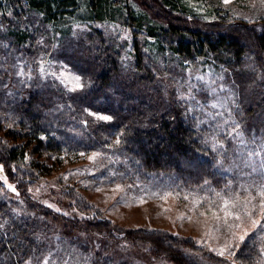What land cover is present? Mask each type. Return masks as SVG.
<instances>
[{"label": "trees", "instance_id": "obj_1", "mask_svg": "<svg viewBox=\"0 0 264 264\" xmlns=\"http://www.w3.org/2000/svg\"><path fill=\"white\" fill-rule=\"evenodd\" d=\"M193 3L0 0L3 40L36 52L47 37L81 77L59 105H51L56 91L33 86L18 103L23 114L3 122L18 128L13 137L3 128L0 164L19 170L11 187L0 179V264H148L135 258L145 248L181 264L264 262L259 245L227 257L159 229L110 228L67 184L57 195L64 213L30 196L41 177L91 152L111 154L120 169L165 193L223 201L264 189V20L234 22ZM113 22L124 38L96 27ZM81 24L91 27L79 37ZM201 66L211 84L193 88L187 69Z\"/></svg>", "mask_w": 264, "mask_h": 264}, {"label": "rangeland", "instance_id": "obj_2", "mask_svg": "<svg viewBox=\"0 0 264 264\" xmlns=\"http://www.w3.org/2000/svg\"><path fill=\"white\" fill-rule=\"evenodd\" d=\"M193 5L197 11H203L209 5L215 6L218 13L228 15L234 22L245 21L257 24L264 20V0H229L228 3L224 0H194ZM96 25L112 36L122 32V37H125V31H121L119 23ZM221 25H218V28ZM89 26L81 24L74 33L80 37L88 29L90 30L91 26ZM128 40H132V35ZM40 42L41 48L35 52L28 50L24 45L18 46L3 40L0 36L1 136L4 135V131H10V136H14L12 131L18 128L17 123L14 125L7 123V125L3 122L23 114L18 103L33 89V86L42 87L47 91V96L50 90L56 91L55 94L51 92L54 94L51 105L63 100L66 91L78 90L81 86L79 74L62 63L63 60H69L66 59L67 55L65 57L63 53L56 52L58 46L55 50L51 49L50 39L47 37L42 38ZM187 72L189 77H186V82L189 81V84L193 82V88L202 80L211 84L209 72L205 74L203 66L194 72L187 69ZM193 96L197 97L191 94V100ZM4 127L10 129L3 131ZM75 157V161L70 162L71 164L59 167H56L59 164H54L56 168L52 174L44 175L40 183L30 187L31 199L47 205L52 211L64 213V209L57 202V195L59 188L67 184L74 187L88 203L95 205L90 210L100 209L102 215L106 217L104 222L110 228H121L125 232L137 228L159 229L166 233H175L181 240L196 239L199 244L206 245L218 254L223 251V255L227 257H231V253L243 245H259L264 253V230L260 227L264 224V210L260 208V205L264 204V196L260 195L264 189L255 186L245 194L225 198L223 201L209 200L208 197L201 199L185 193H165L164 190L151 188L130 172L120 169L111 154L109 156L106 152H91L79 153ZM16 169L19 170L18 167ZM16 169L10 168L7 173L0 164V179L7 184V187H11V182L16 180L14 175ZM259 175L263 176L262 173ZM63 204H66V201ZM245 208L251 216L246 214ZM237 216L240 217L239 220L236 219ZM253 221L259 223L253 224ZM241 236L244 237L243 240L239 239ZM164 246L169 247L165 242ZM144 250L143 259L135 254L138 262L181 264L160 256V252L148 253L146 248ZM133 252L137 253L136 249H133ZM193 260L196 264H206L196 261L195 258ZM225 260L228 264H237L235 260L234 262Z\"/></svg>", "mask_w": 264, "mask_h": 264}, {"label": "snow or ice", "instance_id": "obj_3", "mask_svg": "<svg viewBox=\"0 0 264 264\" xmlns=\"http://www.w3.org/2000/svg\"><path fill=\"white\" fill-rule=\"evenodd\" d=\"M224 2H225V3H228L229 0H224ZM102 119H110V117H102ZM260 195H261V196H264V192H261ZM225 207H226V208L228 207V204H227V203L225 204ZM260 208H261L262 210H264V204H261V205H260ZM245 212H246V214H247L248 216H251V213L248 212L246 208H245ZM229 214H231V213H229ZM236 219L239 220L240 217L237 216ZM257 223H259V222H258V221H253V224H257ZM0 227H2V226H0ZM260 227H261L262 230H264V224H261ZM243 238H244L243 236L239 237V239H241V240H243ZM219 254H220V255H223L224 252H223V251H220ZM261 264H264V262H261Z\"/></svg>", "mask_w": 264, "mask_h": 264}]
</instances>
